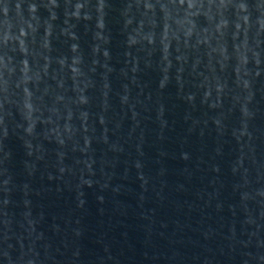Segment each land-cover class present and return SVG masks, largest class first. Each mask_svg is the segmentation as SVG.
Instances as JSON below:
<instances>
[{"label":"water","instance_id":"obj_1","mask_svg":"<svg viewBox=\"0 0 264 264\" xmlns=\"http://www.w3.org/2000/svg\"><path fill=\"white\" fill-rule=\"evenodd\" d=\"M0 264H264V0H0Z\"/></svg>","mask_w":264,"mask_h":264}]
</instances>
